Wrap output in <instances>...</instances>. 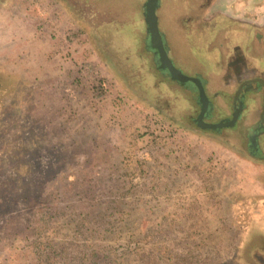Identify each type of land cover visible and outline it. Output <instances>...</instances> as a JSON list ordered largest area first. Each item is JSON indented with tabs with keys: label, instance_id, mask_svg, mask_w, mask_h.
Here are the masks:
<instances>
[{
	"label": "rangeland",
	"instance_id": "obj_1",
	"mask_svg": "<svg viewBox=\"0 0 264 264\" xmlns=\"http://www.w3.org/2000/svg\"><path fill=\"white\" fill-rule=\"evenodd\" d=\"M146 1L0 0V264H264V163L191 124L197 94L157 74ZM157 15L194 76L216 46L198 31L262 25L264 0Z\"/></svg>",
	"mask_w": 264,
	"mask_h": 264
},
{
	"label": "flooded vegetation",
	"instance_id": "obj_2",
	"mask_svg": "<svg viewBox=\"0 0 264 264\" xmlns=\"http://www.w3.org/2000/svg\"><path fill=\"white\" fill-rule=\"evenodd\" d=\"M218 13L221 14L220 12H218ZM218 13H217V15H219ZM211 18L216 19V20L213 21L211 23V25H209V27H206L205 28L206 30L200 29L198 31L200 33L199 34L200 35L199 36L200 41L201 42L203 41L204 45H206V44H208V45L216 44L217 45L219 43L217 41H221L222 43L220 42V46L223 48L224 46H226V43L230 44V43H233V41H237V42H241V44H243V46L245 47L246 50H251V49L255 48V46H257L258 44H260L261 41H264V23L262 25H253V24H246L245 25V24H243L242 21L234 20V17H232V16H230V17L229 16L228 17H226V16L225 17H214V16H212ZM235 24H237V26L233 27L232 25H235ZM198 32L194 33L193 37H195V35ZM210 38L211 39L213 38L212 41L207 43V40ZM231 53L232 54H229V52L227 54L225 53L224 56H223V52L216 54L217 55L216 61L220 62L221 65L226 64V70L223 69V71H224L223 78H225V80L228 82L240 83L239 86L235 89V92L233 93L232 97L227 98L228 100L226 99L228 101V103H226V105H227V108L230 107V111H231L230 113L231 114L228 117H225V118L221 117L220 119L216 120V117L219 114H221L224 110H226V108L223 110L219 109L220 106H219V104H217V101H216L217 98L219 97L218 95H216V94H213V96L209 95V98H210L211 103H212V107H210L208 115L205 119L209 123H219L221 121H224L226 119H231L233 117L234 98H235L236 94L238 93L239 89L246 82H253V83H250V85L245 86L240 93V99L244 103L243 113L246 110V108L248 107L247 104H249V107L252 106L253 104L254 105L257 104L258 99L256 97L257 96L259 97L260 96L259 94L261 92H262L261 93L262 98H264V86L261 83L257 82L258 80L264 81V75L258 74V71H256L255 69L249 68L245 64H241V62L239 61L240 59L236 58V53L235 52L234 53L231 52ZM172 58H173V56H172ZM173 61L175 62V64L177 63V60H175L174 58H173ZM176 66L180 69L178 64H176ZM220 67L222 69V66H220ZM155 70L159 76H162V78L166 79L170 84H174L176 86H179L175 82L171 81L168 77L164 76L157 69V66H155ZM203 72H204V67H203V65H200L197 68L193 77H199L206 84V83H208V79L205 78ZM185 74H187V73H185ZM217 77L218 76H216V77L211 76L212 79H216ZM250 86H252V89L249 88ZM180 88L182 89V87H180ZM189 93H190V98H192L191 96H192V94H194V91H193V93H191V92H189ZM249 95H252L253 97H252V100L250 99L248 101ZM253 98H255L256 102L254 101ZM189 99H187L188 103L191 101ZM197 99H198V96H197ZM262 101H263V99H262ZM238 104H239V102H237L236 107H238ZM198 106H199V104H198ZM262 112H263V102H262V109L260 111L258 119L252 125L247 126L245 128H242L243 127L242 126L241 129L239 128L237 131H233V132H229L228 131V130H230L229 128L223 129L219 132H214V131H209V132L221 134L223 131H225L224 133H229L231 140H228L226 138L225 141H222L224 144L225 143L227 144V142L230 143V141H231L232 142V143H230L231 145L232 144L236 145V147L233 145L231 147H235L234 150L237 151V153L239 155L243 156L244 155L243 152L245 150L247 153V156L250 158V160H252V161L255 160V161L264 163V123L262 122V119H261L262 118L261 117ZM243 113H242V116H243ZM242 116H241V118H242ZM190 117H192V116H190ZM241 118H240V120H241ZM194 121L195 122L193 124V122L191 120L190 121V122H192L191 124L193 126L198 127L196 124V119ZM238 124H239V122H238ZM238 124L236 127H238ZM255 127H257V130L253 131L254 133H252V129ZM235 128H231V130H233ZM198 129H199V127H198ZM239 130H241V131H239ZM205 131H207V130H205ZM251 139H253V142Z\"/></svg>",
	"mask_w": 264,
	"mask_h": 264
},
{
	"label": "water",
	"instance_id": "obj_3",
	"mask_svg": "<svg viewBox=\"0 0 264 264\" xmlns=\"http://www.w3.org/2000/svg\"><path fill=\"white\" fill-rule=\"evenodd\" d=\"M160 5L161 0H147L143 9L145 24L147 27V46L150 52L154 54L157 69L164 76L168 77L171 81L175 82L183 89H190L196 92L200 107V112L196 118V124L200 129L219 132L223 129L236 127L244 109V103L240 99V93L245 86L250 85V83L253 82L244 83L236 94L234 98L233 117L231 119H226L219 123L207 122L205 119L208 115L210 107H212V103L207 93L205 83L199 77H193L185 74L176 66L171 58L159 25L157 11ZM257 82L264 86V81L258 80ZM249 88L252 89V86ZM237 102H239L238 107H236ZM261 117L262 122L264 123V98ZM256 130L257 127L253 128L252 133ZM251 140L253 142V139Z\"/></svg>",
	"mask_w": 264,
	"mask_h": 264
},
{
	"label": "crops",
	"instance_id": "obj_4",
	"mask_svg": "<svg viewBox=\"0 0 264 264\" xmlns=\"http://www.w3.org/2000/svg\"><path fill=\"white\" fill-rule=\"evenodd\" d=\"M220 28V27H219ZM219 42L216 46H213L209 51L208 54H204V57H206V60L204 59L203 61L205 62L203 67H204V76L205 78L208 79V83L205 84L206 86V90L208 95H213L216 94L219 97L220 96H224L226 99L229 98L231 96L232 93L235 92V90H233L234 88L236 89L240 83H235V82H228L225 80V78H223L224 75V71L223 69L226 70V64H222L220 62L216 61V54H219L220 52H229V54H232L231 52H235L236 53V58L240 59L239 61L241 62V64H245L247 65L249 68L255 69L256 71H258V74L260 75H264V41H261L260 44H258L257 46H255V48L251 49V50H246L245 47L243 46V44H241V42H235V43H230L227 44L226 46H224L223 48L220 46V42L221 41H217ZM222 43V42H221ZM225 52V53H226ZM222 66V69L221 67ZM183 69V68H181ZM185 73H189V72H185ZM189 75V74H188ZM211 76H218L216 79H212ZM262 93V92H261ZM259 94L260 96L256 97L258 99V101H260V99L262 100V94ZM252 95H249L248 97V101L251 99L252 100ZM255 101V98H253ZM228 100V99H227ZM256 102V101H255ZM263 102V101H262ZM247 108L243 113V116L241 118V120L239 121L238 127H234L235 129L233 130H228L229 132H233V131H237L240 127V123L242 128H245L247 126L252 125L253 123H255L258 119V116L260 114L256 113L257 109L260 107V111L262 109V104L261 106H257V104H253L252 106L249 107V104H247ZM226 110H228V108L226 107ZM225 112V110L223 111V113ZM230 116V115H229ZM228 116H223L222 118H225ZM243 158L245 159H250L248 156H246L245 154L243 155Z\"/></svg>",
	"mask_w": 264,
	"mask_h": 264
}]
</instances>
